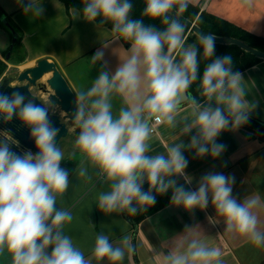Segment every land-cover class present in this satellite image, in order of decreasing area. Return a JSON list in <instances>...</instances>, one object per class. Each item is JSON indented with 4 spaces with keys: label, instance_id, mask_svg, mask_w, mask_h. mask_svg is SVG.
I'll list each match as a JSON object with an SVG mask.
<instances>
[{
    "label": "clouds",
    "instance_id": "9594fccd",
    "mask_svg": "<svg viewBox=\"0 0 264 264\" xmlns=\"http://www.w3.org/2000/svg\"><path fill=\"white\" fill-rule=\"evenodd\" d=\"M193 2L143 0L141 18L133 17L132 0H82V8L73 7L74 20L106 29L112 39L100 41L91 56L97 66L91 87L75 91V138L68 158L79 162L72 171L62 166L66 156L57 140L60 128L52 121L58 105L52 100L37 103L19 90L0 91V123L15 121L35 149L17 151L20 145L9 128L0 134V256H9L10 264H120L135 253L127 236L113 242L101 230L86 256L66 233L73 214L58 201L67 193L73 172L102 189L106 186L95 201L105 216L147 213L158 196L170 192V207L194 217L211 206L220 218L208 217L213 225L222 223L224 232L264 247V201L259 195L238 199L233 195L235 176L215 167L201 174L195 187L186 172L185 153L195 160L222 159L227 145L221 136L238 133L260 108L233 56L217 54L214 35L200 33L196 42H187L184 14ZM255 2L241 0V5L251 9ZM16 3L25 16L44 14L41 0ZM115 47L123 56H115L113 67L106 54L113 55ZM116 97L121 106L114 113ZM182 109L187 115L180 114ZM154 123L168 126L178 139L152 155ZM193 228L185 225L186 234L167 251H153L159 264H222L221 249L210 247Z\"/></svg>",
    "mask_w": 264,
    "mask_h": 264
},
{
    "label": "crops",
    "instance_id": "0c3cea01",
    "mask_svg": "<svg viewBox=\"0 0 264 264\" xmlns=\"http://www.w3.org/2000/svg\"><path fill=\"white\" fill-rule=\"evenodd\" d=\"M41 3L44 8L41 18L25 16L20 7L9 14L2 9L20 30V46L25 53L23 60L34 65L42 59L55 62L74 93L76 90L91 87L97 75V66L91 62V56L101 46L100 41L112 39L111 33L106 29L95 30L92 24L83 20H74L73 8L68 11L60 0H41ZM193 4L200 5L202 11L205 10L257 36L264 37V0H256L255 6L251 9L243 7L241 0H194ZM0 28L3 32L0 41L5 47L4 41L7 39L5 28L1 26ZM127 47L129 45L125 44V48ZM4 51L0 49V59ZM112 51L113 55L108 52L106 59L114 67L117 63L115 56H123V51L119 47ZM11 62L8 63L9 66H18L14 64L20 61ZM243 73L245 86L250 89L251 96L260 101V108L253 117L264 122V60ZM120 106V99L114 98V113ZM180 114L187 115L186 109H182ZM260 138L246 128H242L238 133L223 134L220 140L227 145V151L223 158L217 161L209 158L195 160L192 159L191 153H185L189 159L186 172L194 177L192 187H195V180L201 174L215 167L216 171L235 176L233 195L238 199L242 200L249 194H256L264 201V141ZM177 139L178 136L168 126L161 125L158 133L151 134L149 154L164 152L165 146ZM90 187L92 189L88 191ZM144 187L147 189L146 184ZM102 190H107L106 186L102 189L95 185L94 180L79 178L73 172L70 175L67 193L58 201L59 206L72 212L73 220L65 226V231L72 236L74 243L86 256L90 254L96 234L103 230L110 235L113 242L127 236L133 243L135 253L126 255L120 264H135L134 259L139 264H159V259L153 255V251L163 252L170 249L180 236L186 234L182 232L185 225H189L194 227V235L210 247L221 249L222 264H264V247L255 246L243 236L224 232L222 223L213 225L208 217L215 220L220 218L215 217V211L211 206L203 212L197 210L192 217L182 209L170 207L169 199L166 205L151 211L138 225L134 240L135 227L125 215L105 216L98 211L95 201ZM157 206L160 204L156 203L154 207ZM261 220L264 222V210L261 211ZM102 264H107V261Z\"/></svg>",
    "mask_w": 264,
    "mask_h": 264
},
{
    "label": "water",
    "instance_id": "95a60500",
    "mask_svg": "<svg viewBox=\"0 0 264 264\" xmlns=\"http://www.w3.org/2000/svg\"><path fill=\"white\" fill-rule=\"evenodd\" d=\"M186 19H187L188 27L197 36H199L200 33L211 34L203 30L201 27H199V25L195 21H192L188 18ZM2 22L8 28L12 36L11 45L6 54V59L9 60L11 58L13 49L15 48V45L18 42L19 34L10 25V23L8 22L5 16L3 17ZM214 36L216 37V44L235 45L241 48L242 50H244L245 52H248L257 58L264 60V51L252 47L240 39L229 36H218V35H214ZM46 75H51V76L47 80V84L41 85V89L43 92L49 95V100L54 101L65 113L64 116L65 119H63L59 114L53 113L52 115V121L54 125L60 128V134L57 137V140L60 143L62 139L66 138L69 135V131H70L69 126L74 127L71 111L73 108V100L75 93L55 62L49 61L48 59L39 60L34 67L28 68L23 72L19 73L18 80L21 84L17 86H12L11 80L9 78H3L0 84V91L11 92L13 90H19L29 98L35 99L37 103L43 102L37 95L33 94V92L31 91V87L40 85L39 81H41ZM50 89L53 92H51ZM4 128L11 129V138L16 142H18V144L20 145V148L16 149L17 151L24 148H32L33 150H35L34 145L28 139L27 131L19 127L15 121H13L11 124L7 126L0 123V134L6 135L7 133L3 132ZM260 139L264 141V137H261ZM125 216L127 219L129 218L128 215ZM134 226H135V237H134L135 240L138 231V225L135 224Z\"/></svg>",
    "mask_w": 264,
    "mask_h": 264
},
{
    "label": "trees",
    "instance_id": "16d2710c",
    "mask_svg": "<svg viewBox=\"0 0 264 264\" xmlns=\"http://www.w3.org/2000/svg\"><path fill=\"white\" fill-rule=\"evenodd\" d=\"M60 1L66 6L68 11H70V9H72L73 7L82 8V0H60ZM132 2L134 4V8L132 12L133 17L141 18L140 13L143 8V0H132ZM4 16L7 18L10 25L18 32L19 34L18 42H20L21 34H20V30L18 29V26L13 22V20L10 17L5 15L2 8L0 7V26L8 30V28L2 22V18ZM184 16L192 21H195L199 25V27H201L203 30H205L208 33L218 36L234 37L246 42L252 47L264 51V37L257 36L228 20L216 16L212 13H209L205 10L202 11L200 5L192 4L189 7L188 11L184 14ZM197 16L199 17V20L196 19ZM145 22L155 23L158 27H162L158 21L145 20ZM197 39L198 36L188 27L187 42L194 43L197 41ZM216 50H217V54L230 53L233 56L235 68L239 69L241 72H244L247 69H250L256 64L263 61L255 57L254 55L245 52L244 50H242L241 48L235 45L216 44ZM7 52L8 50L3 52V56L5 57L6 61L0 59V79L7 71L8 63L11 62V59L9 60L6 59ZM23 61L24 60H20L18 64L23 63ZM202 68H203V63L201 64V70ZM195 88L196 85L194 84L192 86V89H190V93L192 95L196 94ZM244 128L250 130L251 132L256 133L260 137H264V122L260 121L259 119L252 117L250 123ZM170 196H171L170 192L165 196H160L157 199V204H160V206L152 207L151 209H149L147 213H142L137 216H128L129 217L128 219L133 223V225L135 224L139 225L143 220H145L148 217V215H150L151 211L157 210L162 206L166 205L170 199Z\"/></svg>",
    "mask_w": 264,
    "mask_h": 264
},
{
    "label": "rangeland",
    "instance_id": "374dc122",
    "mask_svg": "<svg viewBox=\"0 0 264 264\" xmlns=\"http://www.w3.org/2000/svg\"><path fill=\"white\" fill-rule=\"evenodd\" d=\"M0 6L8 14L12 13L14 10L19 8V6L16 3V0H0ZM4 10H3V12H5ZM5 32H6V38L7 39H6V41H4V45H5V47H7L6 50H8V48L11 45L12 36L7 29H5ZM2 33L3 32L0 30V38L3 35ZM2 43L3 42L0 41V49L2 51H4L5 47L2 45ZM23 56H25V53L20 46V42H17V44L15 45V48L13 49V54H12L10 59L12 61L18 62V61L24 59V58H22ZM2 60L6 61L4 56H2ZM9 63L11 64V62H9ZM14 65H18V66H9V64H8L7 71L4 73V75L0 79V84H1L3 78H9L11 80L12 86L20 85L21 83L18 80L19 73L23 72L24 70H26L28 68L35 66L34 63L26 62V61H24L21 64H14ZM50 76L51 75L45 76L41 81H39V84H40L39 86L41 87V85L47 84V80L50 78ZM31 91L33 92V94L37 95L42 101H48L49 100V95L44 93L41 88L34 87L31 89ZM51 92H53V91L51 90ZM54 113L61 115V117L63 119H65L64 118L65 113L61 110V108L59 106L54 109ZM73 128H74L73 126H69V130H70L69 135L66 138L62 139L59 143L60 147L64 150L65 156H66V160L64 162H62V166L68 168L70 171H72V169H74L79 162V158H75V159H71V160L68 158L69 153L71 151L72 143H73L74 138H75V132L73 131ZM91 189H92V187H90L88 189V191H90ZM134 261H135V264L138 263L136 259H134ZM0 264H10V257L7 255L0 256Z\"/></svg>",
    "mask_w": 264,
    "mask_h": 264
},
{
    "label": "built area",
    "instance_id": "2783aa9c",
    "mask_svg": "<svg viewBox=\"0 0 264 264\" xmlns=\"http://www.w3.org/2000/svg\"><path fill=\"white\" fill-rule=\"evenodd\" d=\"M161 125H158V124H153V131H152V134H156L158 133V129Z\"/></svg>",
    "mask_w": 264,
    "mask_h": 264
},
{
    "label": "flooded vegetation",
    "instance_id": "af4514ba",
    "mask_svg": "<svg viewBox=\"0 0 264 264\" xmlns=\"http://www.w3.org/2000/svg\"><path fill=\"white\" fill-rule=\"evenodd\" d=\"M2 19H3V18H2ZM34 87H38V88H41V87H40V86L38 85V86H32V87H31V89H32V88H34ZM44 93H45V92H44Z\"/></svg>",
    "mask_w": 264,
    "mask_h": 264
}]
</instances>
